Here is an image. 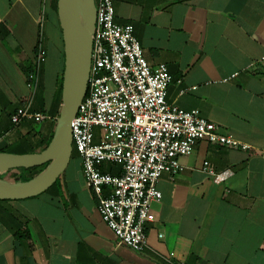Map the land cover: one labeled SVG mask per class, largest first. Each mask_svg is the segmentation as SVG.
Returning <instances> with one entry per match:
<instances>
[{
    "label": "crops",
    "instance_id": "0c3cea01",
    "mask_svg": "<svg viewBox=\"0 0 264 264\" xmlns=\"http://www.w3.org/2000/svg\"><path fill=\"white\" fill-rule=\"evenodd\" d=\"M112 3L115 22L132 26L147 63L167 67V101L198 110L248 148L201 140L180 158L176 175L162 174L156 185L161 200L151 204L141 252L116 245L74 152L46 191L0 200V264H264V0ZM40 40L47 56L39 84L48 86L36 103L26 79ZM63 62L56 0H0V152L44 148L60 107ZM28 102L50 119L12 125L10 116ZM95 133L97 141L99 129ZM203 167L232 174L214 183ZM101 170L121 173L109 163Z\"/></svg>",
    "mask_w": 264,
    "mask_h": 264
},
{
    "label": "built area",
    "instance_id": "2783aa9c",
    "mask_svg": "<svg viewBox=\"0 0 264 264\" xmlns=\"http://www.w3.org/2000/svg\"><path fill=\"white\" fill-rule=\"evenodd\" d=\"M94 4L87 91L72 119V148L81 160L85 186L97 198L100 220L116 245L141 252L147 246L145 224L150 220L151 204L161 200L156 185L162 174L176 175L180 158L190 156L201 140L243 150L248 146L221 134L198 110L186 111L168 102L171 76L167 67L147 63L132 26L115 22L112 0H94ZM46 56L40 40L26 79L31 97ZM48 119V115L32 111L30 102L10 116L12 125L24 120L41 124ZM95 129H99L97 141ZM103 163L119 166L121 173L103 172ZM202 172L214 183L224 182L232 174L208 167ZM104 188L107 195H103ZM173 256L171 253L169 258Z\"/></svg>",
    "mask_w": 264,
    "mask_h": 264
},
{
    "label": "water",
    "instance_id": "95a60500",
    "mask_svg": "<svg viewBox=\"0 0 264 264\" xmlns=\"http://www.w3.org/2000/svg\"><path fill=\"white\" fill-rule=\"evenodd\" d=\"M56 6L64 55L58 116L51 139L40 152H0V200H22L46 191L64 173L72 155L71 123L87 91L96 10L94 0H56ZM31 168L41 170L27 181L1 177L13 169Z\"/></svg>",
    "mask_w": 264,
    "mask_h": 264
},
{
    "label": "rangeland",
    "instance_id": "374dc122",
    "mask_svg": "<svg viewBox=\"0 0 264 264\" xmlns=\"http://www.w3.org/2000/svg\"><path fill=\"white\" fill-rule=\"evenodd\" d=\"M55 56H56V54H55V42L52 41L51 43H49V47H48V63H47V65H50V63H52L54 61ZM39 82H40V80H39ZM47 84H48L47 82L44 84L45 87H42L40 84H38L37 91L35 92V95L33 96V99L35 98L34 102H36V103L41 102L42 94L45 95V93H46V87L48 86ZM42 89H43V92H42ZM31 96H32V94H30V97ZM74 152L75 151L72 148V153H74ZM41 168H38L36 171L31 172V173H21V174H18V172L13 169V170H10V171L2 174L1 177H2V179L8 180V181H13V180L14 181H20L26 177H30L31 175L38 173V171H40Z\"/></svg>",
    "mask_w": 264,
    "mask_h": 264
},
{
    "label": "trees",
    "instance_id": "16d2710c",
    "mask_svg": "<svg viewBox=\"0 0 264 264\" xmlns=\"http://www.w3.org/2000/svg\"><path fill=\"white\" fill-rule=\"evenodd\" d=\"M61 81H62V77H61ZM60 90H61V85H60ZM52 136V135H51ZM51 136H50V138L48 139V141H47V143H46V145L48 144V142L50 141V139H51ZM45 145V146H46ZM44 146V147H45ZM75 151V150H74ZM38 168H31V169H14L15 171H17L18 172V174H21V173H31V172H34V171H36ZM39 172V171H38ZM37 174V173H36ZM36 174H33V175H31L30 177H26V178H24L23 180H20V181H27V180H29L30 178H32L34 175H36ZM58 180V179H57Z\"/></svg>",
    "mask_w": 264,
    "mask_h": 264
}]
</instances>
